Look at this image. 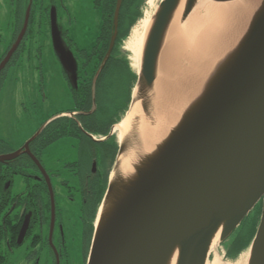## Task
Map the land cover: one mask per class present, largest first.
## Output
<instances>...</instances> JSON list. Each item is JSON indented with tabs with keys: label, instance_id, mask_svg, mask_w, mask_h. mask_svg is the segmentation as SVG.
Returning a JSON list of instances; mask_svg holds the SVG:
<instances>
[{
	"label": "water",
	"instance_id": "obj_1",
	"mask_svg": "<svg viewBox=\"0 0 264 264\" xmlns=\"http://www.w3.org/2000/svg\"><path fill=\"white\" fill-rule=\"evenodd\" d=\"M196 2L186 1L183 21ZM180 3L163 0L154 16L138 71L139 100L148 97L156 79L158 58ZM121 5L117 0L115 30L94 82L114 48ZM30 10L0 71L24 36ZM52 28L62 57L54 10ZM230 57L160 153L134 178L117 174L111 179L104 199L110 207L96 226L88 264H167L175 249L177 264H205L219 228L224 241L260 201L249 264H264V0ZM67 59L76 66L71 51ZM72 71L77 84L76 68ZM142 107L147 109L146 103ZM126 149L121 143L118 158Z\"/></svg>",
	"mask_w": 264,
	"mask_h": 264
},
{
	"label": "flooded vegetation",
	"instance_id": "obj_2",
	"mask_svg": "<svg viewBox=\"0 0 264 264\" xmlns=\"http://www.w3.org/2000/svg\"><path fill=\"white\" fill-rule=\"evenodd\" d=\"M55 1L37 15L34 0H0V64L22 32L31 6L24 36L0 71V264H88L99 210L116 169L121 143L111 132L114 124L107 134L98 132L107 126L106 115L97 111L100 73L94 82L96 72L91 88L88 77L80 74L94 62V46L91 51L78 48L76 54L70 29L57 26L64 47L61 57L52 38ZM61 5L72 17L64 0ZM46 31L51 42H45ZM36 34L41 44H34ZM50 45L53 50L48 51ZM34 48L37 59L43 52H54L53 69L67 80L73 105L49 115L15 147L9 114H15L18 101L26 112L35 102ZM69 51L76 62L77 84ZM89 92L90 107L84 105Z\"/></svg>",
	"mask_w": 264,
	"mask_h": 264
},
{
	"label": "bare ground",
	"instance_id": "obj_3",
	"mask_svg": "<svg viewBox=\"0 0 264 264\" xmlns=\"http://www.w3.org/2000/svg\"><path fill=\"white\" fill-rule=\"evenodd\" d=\"M263 0H197L185 21L180 20L186 0H181L167 31L158 58L156 79L144 100L134 96L124 118L114 126L127 149L112 174L134 178L148 160L155 158L198 105L214 74L239 46L255 11ZM154 0H148L149 6ZM153 19L146 13L124 40L132 68H141L143 51ZM231 58V57H230ZM136 93V91H135ZM146 103L147 109L142 107ZM146 162V163H145ZM110 207L103 202L97 225ZM214 234L205 264H249V251L226 259L218 250L220 232ZM175 249L167 264H177Z\"/></svg>",
	"mask_w": 264,
	"mask_h": 264
},
{
	"label": "rangeland",
	"instance_id": "obj_4",
	"mask_svg": "<svg viewBox=\"0 0 264 264\" xmlns=\"http://www.w3.org/2000/svg\"><path fill=\"white\" fill-rule=\"evenodd\" d=\"M41 1L34 0L35 9L38 11L37 15L41 11H43L44 6L46 7L48 5H51L53 0H43V2ZM72 1L77 2V3H72ZM162 1L163 0H154V3L151 6H149L148 0H145V2L143 3L141 7L142 13L140 17L138 18L137 22L134 24V26L138 22H140V20L143 17H145L146 13H150L154 21V16L156 12L158 11L160 3ZM64 3L65 5H68L72 13L71 15L72 17H69L66 15L65 10L61 5V0H56L55 4L53 5L55 7L53 9H55V17H56L57 26L62 27V28L66 27L70 29V35L73 36L74 41L76 43V46H74V51L76 54L79 53L78 52L79 50H77L78 48L91 51L92 47L94 46L96 42L97 36L101 28V24H102V17H101L100 9L95 8L92 0H64ZM185 5H186V2H185ZM185 5L182 9V14L180 15L181 21H183ZM51 18H52V12H51ZM0 20H1V17H0ZM37 24L38 23L36 20V27L34 29L35 31L37 30L38 32ZM48 35L49 34L46 31L45 38H44L45 42L46 41L51 42ZM35 41L36 42L34 44H39V43L41 44L42 39L39 38V36H37L36 34ZM35 48L33 51L34 60L31 62L32 66L34 67V71L32 72V75H31L32 89L34 90L32 100L34 99L35 102L34 104H31L28 106L27 112H26V110L22 108L21 103L18 101L17 108L16 107L13 108L15 111V114L13 112H10L9 114V117L13 119L12 123H10L13 127L11 129L12 132H10V135H11V140L14 144L13 146L15 147H18L19 145H21L25 141V139L33 132V130L37 126H39L40 123L44 119H46L49 115H51L52 113L61 111V110H66L73 105V99L71 97V92L69 90L67 80L59 72V70L53 69V66H54L53 62H55L53 58L54 52L52 51L53 54L51 55H48L47 52H43V55L39 59H37L35 58V54H36ZM50 50H53L51 45L49 46L48 51ZM121 54L127 56L132 72H135L138 75V71L136 72L131 66L130 53L129 51L125 50L123 45L121 48ZM81 56L83 59L84 56L82 54ZM83 61L84 59L82 60V62ZM93 65H94V62L92 63V65H89L88 70H90ZM29 68H31V66ZM84 72L85 71L82 70L80 74L84 75ZM115 80L116 81H114L115 84L113 86V90H111L110 93H107V97L105 100L106 101L105 109H106L107 115L109 114L116 115L117 113L121 112L120 119L116 123H114V126L117 123H119L124 118V116L127 114V112L130 109L134 96L136 97L138 96V88H136L137 82L136 80H134V83H132L131 98L128 100V105L124 108V110L121 111V109L125 105V99H127L129 96L128 95L129 82L127 78L125 81L119 78H115ZM111 132L114 133L115 137L119 140L117 133L114 132V127L111 129ZM261 210H262V205H261V202H259L246 215V217L243 219L241 224L224 241L221 240L222 232H220V242H219L218 250L220 251V253L224 255L226 259H234L240 252L244 250L249 251V256H250L251 251L249 247L244 250H240L235 256L231 255L230 254L231 247H229V245L232 243L233 239L237 243H241L251 238V236L253 235L255 231V227L258 221L260 223L259 219L261 218V215H260V212H262ZM255 234L253 235V238Z\"/></svg>",
	"mask_w": 264,
	"mask_h": 264
},
{
	"label": "trees",
	"instance_id": "obj_5",
	"mask_svg": "<svg viewBox=\"0 0 264 264\" xmlns=\"http://www.w3.org/2000/svg\"><path fill=\"white\" fill-rule=\"evenodd\" d=\"M145 0H122V5L119 14V27H118V36L114 45V48L111 52V55L107 59V62L103 69L98 76L97 83H96V97H97V111L103 112L106 117L104 118L105 123L107 126L103 130H98L103 134H107L110 131L112 124L116 123L121 116V112L117 113L116 115H107L106 112V105L105 100L107 97V93H110L113 90V86L115 84V78L122 79L123 81L128 79L129 82V91H128V98L125 99V105L121 109L128 105V100L131 98L132 92V83L134 80L138 79V75L135 72H132V69L129 64V60L126 55L121 54V48L123 45L124 40L129 35L132 27L137 22L138 18L141 15V7ZM117 0H94L95 8H99L101 11L102 17V24L97 36L96 42L94 44V65L91 67L90 70L84 72V78H87L89 81V87L91 88V81L95 76L96 72L100 68L111 43V37L114 33L115 26H114V14L116 9ZM85 51V50H83ZM75 90V89H74ZM87 98L84 100V105L89 107L91 106V102L89 99L91 98V94L86 93ZM261 205H262V201ZM262 211V210H261ZM261 215V212H260ZM260 220V219H259ZM259 221L255 227L256 232L257 226ZM253 235L250 239L245 242L237 243L234 239L232 243L229 245L230 254L236 255L240 250H244L250 246V243L253 239Z\"/></svg>",
	"mask_w": 264,
	"mask_h": 264
}]
</instances>
